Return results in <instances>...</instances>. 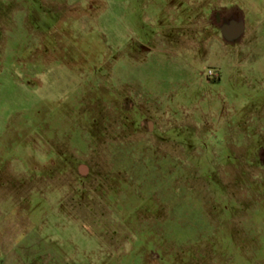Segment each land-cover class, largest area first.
I'll use <instances>...</instances> for the list:
<instances>
[{
	"label": "rangeland",
	"instance_id": "374dc122",
	"mask_svg": "<svg viewBox=\"0 0 264 264\" xmlns=\"http://www.w3.org/2000/svg\"><path fill=\"white\" fill-rule=\"evenodd\" d=\"M0 264H264V0H0Z\"/></svg>",
	"mask_w": 264,
	"mask_h": 264
},
{
	"label": "flooded vegetation",
	"instance_id": "af4514ba",
	"mask_svg": "<svg viewBox=\"0 0 264 264\" xmlns=\"http://www.w3.org/2000/svg\"><path fill=\"white\" fill-rule=\"evenodd\" d=\"M239 23V24H238ZM219 24L221 26V28H223V34L226 35H237L239 34L238 32L241 29L242 24H240V22L236 19V17L234 16H230L228 18V22L225 23H221V21L219 20ZM222 32V30H221Z\"/></svg>",
	"mask_w": 264,
	"mask_h": 264
}]
</instances>
